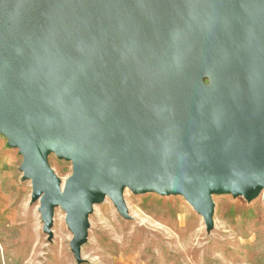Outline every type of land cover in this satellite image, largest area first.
Instances as JSON below:
<instances>
[{
    "label": "water",
    "instance_id": "95a60500",
    "mask_svg": "<svg viewBox=\"0 0 264 264\" xmlns=\"http://www.w3.org/2000/svg\"><path fill=\"white\" fill-rule=\"evenodd\" d=\"M217 70V95L178 80ZM0 132L24 156L45 218L61 202L85 242L109 194L264 189V0H0ZM75 162L65 193L47 155Z\"/></svg>",
    "mask_w": 264,
    "mask_h": 264
},
{
    "label": "rangeland",
    "instance_id": "374dc122",
    "mask_svg": "<svg viewBox=\"0 0 264 264\" xmlns=\"http://www.w3.org/2000/svg\"><path fill=\"white\" fill-rule=\"evenodd\" d=\"M175 76L218 89L217 70L207 61L199 71L184 63ZM8 142L0 132V264H264V189L251 200L213 193L208 221L184 194L125 187L120 204L109 194L91 203L78 253L68 212L58 202L45 218L42 196L34 197L21 169L24 156ZM46 159L64 194L74 160L54 151Z\"/></svg>",
    "mask_w": 264,
    "mask_h": 264
},
{
    "label": "crops",
    "instance_id": "0c3cea01",
    "mask_svg": "<svg viewBox=\"0 0 264 264\" xmlns=\"http://www.w3.org/2000/svg\"><path fill=\"white\" fill-rule=\"evenodd\" d=\"M207 76H208V78H206V76H204L206 79L203 78V81H202L203 83H206V82L210 81V77H211V76H210L209 74H207ZM208 83H209V82H208ZM212 89H213V88H210V89H209V88H207L206 86H204V87H203V86H200L199 89H198V91L201 92V93H204V94L206 93V94L217 95L218 92H216L215 89H213V90H212Z\"/></svg>",
    "mask_w": 264,
    "mask_h": 264
}]
</instances>
